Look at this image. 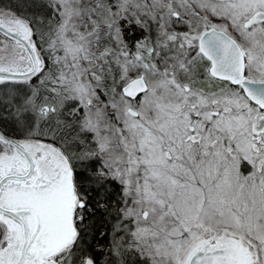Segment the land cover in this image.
<instances>
[{
    "label": "snow or ice",
    "instance_id": "6c2138e0",
    "mask_svg": "<svg viewBox=\"0 0 264 264\" xmlns=\"http://www.w3.org/2000/svg\"><path fill=\"white\" fill-rule=\"evenodd\" d=\"M0 264H264V0H0Z\"/></svg>",
    "mask_w": 264,
    "mask_h": 264
}]
</instances>
